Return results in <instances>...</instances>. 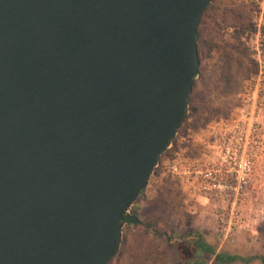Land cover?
<instances>
[{
    "label": "water",
    "instance_id": "water-1",
    "mask_svg": "<svg viewBox=\"0 0 264 264\" xmlns=\"http://www.w3.org/2000/svg\"><path fill=\"white\" fill-rule=\"evenodd\" d=\"M210 0H0V264H107L185 119Z\"/></svg>",
    "mask_w": 264,
    "mask_h": 264
},
{
    "label": "rangeland",
    "instance_id": "rangeland-1",
    "mask_svg": "<svg viewBox=\"0 0 264 264\" xmlns=\"http://www.w3.org/2000/svg\"><path fill=\"white\" fill-rule=\"evenodd\" d=\"M196 41L198 73L185 119L147 186L127 208L141 223L122 224L116 254L107 264H217L213 254L198 251L194 256L187 245L189 231L200 233L202 245L213 253L239 256L218 264H264V238L259 234L264 223V158L246 185L242 223L227 235L216 221L215 202L189 193V184L181 179L196 160L211 161L207 140L218 129L246 119L247 111L243 116L241 112L245 93L256 101L263 96L255 82L264 75V0H210Z\"/></svg>",
    "mask_w": 264,
    "mask_h": 264
},
{
    "label": "built area",
    "instance_id": "built-area-1",
    "mask_svg": "<svg viewBox=\"0 0 264 264\" xmlns=\"http://www.w3.org/2000/svg\"><path fill=\"white\" fill-rule=\"evenodd\" d=\"M255 86L261 87L263 96L256 101L245 93L241 112L243 116L247 111L246 119L218 129L207 140L211 161L199 164L196 160L181 175L189 184V193L215 202L214 215L225 235L240 227L246 185L264 158V75Z\"/></svg>",
    "mask_w": 264,
    "mask_h": 264
},
{
    "label": "trees",
    "instance_id": "trees-1",
    "mask_svg": "<svg viewBox=\"0 0 264 264\" xmlns=\"http://www.w3.org/2000/svg\"><path fill=\"white\" fill-rule=\"evenodd\" d=\"M196 45H197V41H196ZM225 92H226L225 90L222 91V93H225ZM124 223L140 224L141 222L134 215L126 213L121 220V225ZM259 234L261 235L262 238H264V223L259 228ZM186 237H187L186 239L187 245L194 252V256L196 255L198 251H201L204 254H213L214 261L217 264L218 263H230L239 258L238 255H222L218 253H213L209 247L202 245L201 235L200 233H197L196 231H189ZM189 262L190 261L184 264H190Z\"/></svg>",
    "mask_w": 264,
    "mask_h": 264
}]
</instances>
